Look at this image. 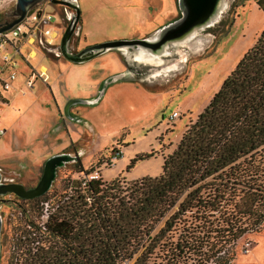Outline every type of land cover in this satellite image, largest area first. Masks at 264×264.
Segmentation results:
<instances>
[{"label": "rangeland", "instance_id": "374dc122", "mask_svg": "<svg viewBox=\"0 0 264 264\" xmlns=\"http://www.w3.org/2000/svg\"><path fill=\"white\" fill-rule=\"evenodd\" d=\"M78 4L80 19L68 47L73 53L104 41L150 39L179 16L176 0H78ZM224 4L212 25L186 43L169 46L160 61L152 60L155 64L135 58L133 49L127 54L111 50L71 63L59 47L42 44H35L36 54L27 65L19 61L23 81L30 68L40 66L52 76L47 83L33 79V88L23 87L19 76L14 89L20 88L10 90L9 99L0 101V174L31 188L40 180L49 157L68 154L72 158L56 169L42 196L23 200L0 194V264H23L26 239L33 237L34 229L45 231L42 226L49 214L64 213L73 180L96 176L108 183L118 179L130 189L135 181L161 172L162 159L264 27V13L253 0H225ZM14 5L15 0H0V21L12 14ZM46 9L53 13L52 23L62 35L67 23L59 25L58 14L63 8L49 5ZM22 50L27 54L28 46ZM122 73L121 82L110 81ZM99 97L96 103L71 106L70 117L66 115L69 102ZM173 111L177 116L169 119ZM148 153L152 156L127 169L132 159ZM78 166L83 171H77ZM211 186L206 185L205 191ZM191 205L174 214L168 227L163 220L176 206L154 224L153 241L148 239L142 247L153 246L147 264H213L219 257H230L229 264H264V221L217 250L218 236H213V228L207 232L200 208ZM242 219L247 223V216ZM161 227L164 230L159 231Z\"/></svg>", "mask_w": 264, "mask_h": 264}, {"label": "trees", "instance_id": "16d2710c", "mask_svg": "<svg viewBox=\"0 0 264 264\" xmlns=\"http://www.w3.org/2000/svg\"><path fill=\"white\" fill-rule=\"evenodd\" d=\"M253 2L264 13V0ZM151 156H136L127 169ZM160 171L130 189L118 179L105 183L96 177L84 185L73 180L64 213L49 214L45 231L34 229L26 239L23 264H147L153 246L142 247L174 206L164 226L192 204L205 217L207 232L213 228L218 236L217 250L254 231L264 221V27L185 127ZM206 185H212L208 191ZM230 261L219 257L213 264Z\"/></svg>", "mask_w": 264, "mask_h": 264}, {"label": "water", "instance_id": "95a60500", "mask_svg": "<svg viewBox=\"0 0 264 264\" xmlns=\"http://www.w3.org/2000/svg\"><path fill=\"white\" fill-rule=\"evenodd\" d=\"M61 3L70 5L65 0H15L13 16L11 21L0 24V33L10 30L14 25L20 23L28 14L30 9L42 3ZM225 0H176L179 16L162 26L156 31L150 39H119L104 41L94 45L87 46L80 51L73 53L69 50L68 45L73 32L76 29L80 18L79 6H74L76 13L67 25L65 31L61 35L59 47L62 56L71 63H82L91 60L107 51H117L125 54L129 48H136L142 51V59H155L167 53L169 46L183 44L192 39L194 35L204 28L212 25L219 17ZM76 2V1H75ZM152 61V60H149ZM124 74H116L111 77L110 81L122 80ZM102 94L104 91L101 90ZM101 94V95H102ZM101 97L95 98L93 101L74 100L66 105L65 113L69 115V108L77 103H96ZM86 102V103H85ZM72 157L68 154H57L49 157L43 166V172L37 185L33 188L26 189L20 183H8L0 186V194L13 193L21 198L31 199L40 197L50 188L55 175L56 169L64 164L65 161ZM2 226V218L0 216V232ZM1 250V244H0Z\"/></svg>", "mask_w": 264, "mask_h": 264}, {"label": "built area", "instance_id": "2783aa9c", "mask_svg": "<svg viewBox=\"0 0 264 264\" xmlns=\"http://www.w3.org/2000/svg\"><path fill=\"white\" fill-rule=\"evenodd\" d=\"M46 8V3L33 7L20 23L14 25L10 30L0 33V100H2V92L11 89L12 84L21 73L18 68L19 61L29 62V59L36 54L35 44L47 47L59 45L58 38H61V34L52 23L53 13L47 11ZM25 45L28 46L27 54L22 50ZM51 76V71L44 66H40L38 69L30 68L24 85L26 88H33V79L47 83ZM175 116L177 113L173 111L170 113L169 119ZM91 178H96V176H91L89 179ZM84 182L82 185L85 184Z\"/></svg>", "mask_w": 264, "mask_h": 264}, {"label": "flooded vegetation", "instance_id": "af4514ba", "mask_svg": "<svg viewBox=\"0 0 264 264\" xmlns=\"http://www.w3.org/2000/svg\"><path fill=\"white\" fill-rule=\"evenodd\" d=\"M65 1H67V2H69L70 3V5H66V4H61V3H51V2H49L48 1V3H46L47 4V6H49V5H52V6H55V5H60L63 9H62V11H63V13H62V15L61 14H58V15H60L59 17V25L61 24L60 23V21L62 22V21H65L66 23H67V25L69 24V22L71 21V19H72V17H73V15L76 13V10H75V8H74V6L76 5V6H79V4H78V0H65ZM76 1V2H75ZM14 10V9H13ZM13 10H12V14H10L9 16H5V18L2 20V21H0V24L1 23H5V22H7V21H11L13 18H14V16H13ZM80 19V18H79ZM78 23H79V21H78ZM57 47H59V45L58 46H55V48H57ZM68 47H69V45H68ZM60 48V47H59ZM131 49H133L134 50V56H135V58H137V59H142V58H140V56L142 55V51L141 50H137L136 48H129V49H127L126 50V54H127V52H129ZM61 53V52H60ZM62 55V54H61ZM139 57V58H138ZM144 61H146V60H144ZM147 61H149V60H147ZM150 63H153V64H155V62H152V61H149ZM152 64V65H153ZM8 183H17V181H15V179H13V178H5V177H3V175L2 174H0V186L2 185V184H8ZM31 188H33V187H31ZM26 189H29V188H26ZM10 194H13V193H10ZM13 195H15V194H13ZM16 197H17V199H23V200H32V199H34V198H31V199H26V198H21V197H19V196H17V195H15ZM17 199H14V201H16L17 202ZM1 200H3V199H0V201ZM1 203V202H0ZM1 218H2V224H3V217H2V215H1ZM1 230H2V228H1ZM1 234V233H0ZM1 236V235H0ZM1 238V237H0Z\"/></svg>", "mask_w": 264, "mask_h": 264}, {"label": "crops", "instance_id": "0c3cea01", "mask_svg": "<svg viewBox=\"0 0 264 264\" xmlns=\"http://www.w3.org/2000/svg\"><path fill=\"white\" fill-rule=\"evenodd\" d=\"M19 76L21 77V74H20ZM26 78H27V77H26ZM23 79H24V78H23ZM23 79H22V77H21V82H22V83H24ZM15 82H16V81H15ZM15 82H14V83H15ZM118 82H121V81H118ZM124 82H125V81H124ZM126 82L129 83V81H126ZM14 83L12 84V88H11V89H9L8 91L2 92V100L5 99V100H3V101H6L7 99H9L8 96L6 95L7 92H9L10 90H15V91H16V90H18V89L20 88V87H19V88L15 87L16 89H14ZM43 83H44V82H43ZM23 87H24V84H23ZM21 90H22V89H21ZM104 94H105V93H104ZM2 100H0V101H2ZM0 103H1V102H0ZM73 106H74V105H73Z\"/></svg>", "mask_w": 264, "mask_h": 264}, {"label": "bare ground", "instance_id": "6f19581e", "mask_svg": "<svg viewBox=\"0 0 264 264\" xmlns=\"http://www.w3.org/2000/svg\"><path fill=\"white\" fill-rule=\"evenodd\" d=\"M225 5V4H224ZM149 59H151V58H149ZM158 59V57L155 59V57L154 58H152L151 60H157Z\"/></svg>", "mask_w": 264, "mask_h": 264}]
</instances>
